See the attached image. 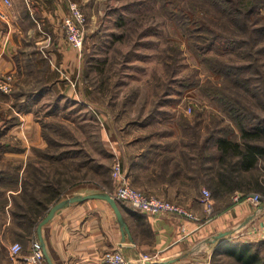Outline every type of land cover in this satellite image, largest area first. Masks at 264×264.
<instances>
[{
  "label": "rangeland",
  "instance_id": "1",
  "mask_svg": "<svg viewBox=\"0 0 264 264\" xmlns=\"http://www.w3.org/2000/svg\"><path fill=\"white\" fill-rule=\"evenodd\" d=\"M162 1H77L86 15L84 42L77 49L79 62L68 79L56 83L37 81L35 76L21 84L16 78L15 96L36 90L44 94L27 100L44 141L30 145L22 157V181L29 191L42 190L45 196L48 182L60 183L58 201L89 189L113 192V165L116 158L124 163L125 142L143 138L147 140L142 146L147 147L162 123L202 125L197 131L204 139L216 140L221 134L237 137L238 126L217 95L204 92L213 91L210 86L240 97L264 117V31L256 32L264 28V0L249 13L248 28L229 22L217 27L237 40L215 46L224 49L228 45L230 52L226 53L206 51L210 42L203 40L197 27V13L186 24L166 10L169 6L176 11L179 5L189 13L188 9H197L199 0H165L166 7ZM210 17L205 20L213 23ZM214 52L226 63L223 71L207 62ZM238 66H245L246 72L229 77ZM60 70L59 74H65L64 68ZM48 72L55 77L49 68ZM59 91H72L75 97L56 98ZM168 131L164 128L157 133ZM197 131L188 128V136L197 138ZM257 163L251 171L263 175V183L246 177L244 185L256 189L264 201V156ZM58 201H49L41 219ZM12 239L22 247L30 240L15 234ZM258 253L263 255L264 250Z\"/></svg>",
  "mask_w": 264,
  "mask_h": 264
},
{
  "label": "crops",
  "instance_id": "2",
  "mask_svg": "<svg viewBox=\"0 0 264 264\" xmlns=\"http://www.w3.org/2000/svg\"><path fill=\"white\" fill-rule=\"evenodd\" d=\"M68 4L69 0H0V74L15 73L21 84L34 80L35 76L37 81L56 83L68 79L79 62L78 50L67 40L62 25L69 12ZM48 68L55 77L49 76V72L45 74ZM63 68L65 74L61 73ZM71 93L59 91L56 98H74ZM5 95L7 98L0 99V105L12 107L15 91ZM18 96L28 107L20 112L21 121L12 125L8 133L14 134L13 138L27 149L8 155L25 157L30 145L44 142L32 116V103L27 100L44 94L36 90ZM201 126L162 123L153 133L156 138L147 141V147L142 146L147 140L143 138L125 142L123 146L124 166L131 185L169 199L197 217L179 213L150 215L121 202L130 229V235L125 237L108 200L94 197L76 201L58 210L43 226L53 261L106 264L100 260V254L121 248L132 260L142 252L156 254L150 264H264V254L258 253L264 250L261 249L264 248V201L255 204L246 197L232 201L236 194L257 192L244 185L246 177H255L261 184L263 175L251 168H234L231 162L235 157L222 162L218 137L204 139L202 132L197 131L202 130ZM164 128L169 131L157 133ZM188 128L195 129L198 137L190 138ZM204 188L213 195L212 215L200 200ZM97 190L101 189L76 193ZM3 220L0 221V264H33L30 240L12 257L13 235L7 230L11 219ZM222 231L230 234L215 240Z\"/></svg>",
  "mask_w": 264,
  "mask_h": 264
},
{
  "label": "trees",
  "instance_id": "3",
  "mask_svg": "<svg viewBox=\"0 0 264 264\" xmlns=\"http://www.w3.org/2000/svg\"><path fill=\"white\" fill-rule=\"evenodd\" d=\"M163 1L162 5H165L164 7L168 6ZM199 2L197 9H188L189 13L184 11L185 8L179 5L176 11L172 12L169 6L166 7V10L178 18L182 17L186 24L189 20H192V14L197 13V18L200 19L197 27L202 31L203 40L210 42V46L207 47L206 51L211 49L212 51L226 53L230 52L228 45L224 49L215 46L229 42L235 43L237 40L232 35H228L229 33H224L221 29L219 31L217 27L229 22L230 25L236 23L248 28L249 13L260 6L263 1L199 0ZM210 14L215 19L211 18ZM205 17H210L211 22H214H207ZM200 30H198L199 33H201ZM263 31V27L256 30L257 33H262ZM210 58V61H207L208 64L214 69L223 71L222 68H224L223 66L226 63L219 58L218 54L216 52L211 53ZM232 58L234 59V57ZM244 67H234L235 69L229 73V77L236 73L246 72ZM227 69L229 68L227 67ZM210 88L213 91L204 92L214 96L217 95V99L225 106V111L230 115L239 130L237 137L222 134L218 136L222 162L235 157V161L231 162V166L234 168H254L258 164V159L264 156V143L261 141L262 138L264 140V117L249 109L240 97L218 91L212 86ZM5 94L1 92V100L7 98ZM24 103L25 101H21L19 96H16L12 107L4 108L0 105V113H3L0 114V221L3 222L5 217H10L11 223L7 230L12 235L15 234L23 240L30 239L32 241L37 236V224L40 222L44 210L48 208L49 201L55 198L58 201L62 191L60 183L57 182L54 185L48 182L45 196H42V190L37 192L34 189H30L29 191L22 181L23 158L8 155L10 152H25L27 149L21 145L19 140L14 139L8 133L12 125L21 121L20 112L27 108ZM33 169L38 170V167L35 166ZM242 197H245V195H242ZM118 201L119 203L125 202L123 200Z\"/></svg>",
  "mask_w": 264,
  "mask_h": 264
},
{
  "label": "built area",
  "instance_id": "4",
  "mask_svg": "<svg viewBox=\"0 0 264 264\" xmlns=\"http://www.w3.org/2000/svg\"><path fill=\"white\" fill-rule=\"evenodd\" d=\"M69 12L63 19V28L67 40L78 50H81L84 42V26L86 24V15L76 0H69ZM15 73L0 74V91L12 93L14 90ZM113 176L115 178V189L111 194L118 200H123L130 205L141 209L142 211L155 215L161 214H182L190 217H197L195 213L185 209L181 205L172 202L169 199L161 197L154 193H149L131 185L127 179V173L124 163L120 158H116L113 165ZM247 199L258 204L262 196L258 192L244 194ZM242 197V194H236L235 199ZM208 214L214 213V200L212 193L208 188L203 189L200 198ZM22 245L20 242L12 243L10 252L15 257ZM33 264H49L46 258L41 240L36 236L31 241ZM100 260L106 264H150L155 261L156 254L142 252L135 260L127 257L121 248H112L100 254Z\"/></svg>",
  "mask_w": 264,
  "mask_h": 264
},
{
  "label": "water",
  "instance_id": "5",
  "mask_svg": "<svg viewBox=\"0 0 264 264\" xmlns=\"http://www.w3.org/2000/svg\"><path fill=\"white\" fill-rule=\"evenodd\" d=\"M94 197H98V198H103L106 199L110 202V204L113 206V208L116 211L117 217H118V221L120 223L121 226V230L123 233V236L126 237V235H130V229L128 226V223L126 221V218L124 217V214L122 212V209L120 207L119 201L118 199L113 196L111 194V192L107 191V190H97V191H92L89 193H76L73 194L69 197H66L64 199H61L60 201L56 202L55 204H53L49 211L47 212V214L40 220L38 226H37V233H38V238L41 240L42 242V246L44 248V252L46 255V258L48 260L49 264H56L53 259L51 258V255L48 251L46 242L44 240V236H43V226L48 223L56 214V212L58 210H60L61 208L65 207L66 205H69L70 203L76 202V201H84L86 199L89 198H94ZM230 234V231H222L220 233H218V235H216L215 240H218L226 235Z\"/></svg>",
  "mask_w": 264,
  "mask_h": 264
}]
</instances>
